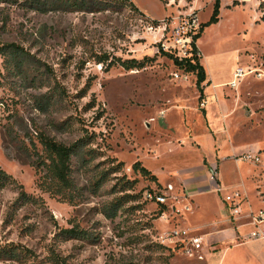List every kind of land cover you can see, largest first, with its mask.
<instances>
[{
	"label": "rangeland",
	"instance_id": "1",
	"mask_svg": "<svg viewBox=\"0 0 264 264\" xmlns=\"http://www.w3.org/2000/svg\"><path fill=\"white\" fill-rule=\"evenodd\" d=\"M132 1L141 12L117 0L103 10L0 0V49L27 56L0 53V168L16 180L0 175V264H52V249L69 264H219V231L235 225L225 195L240 190L245 213L264 207V167L241 158L252 148L264 157V0H221L220 21L196 44L212 73L201 87L195 75L176 79L165 27L184 13L207 22L215 0ZM132 59L144 66H123ZM237 68L247 74L234 88ZM40 131L78 145L73 202L42 191L41 170L20 159L22 141L42 155ZM175 229L204 236L203 259L166 238Z\"/></svg>",
	"mask_w": 264,
	"mask_h": 264
},
{
	"label": "trees",
	"instance_id": "2",
	"mask_svg": "<svg viewBox=\"0 0 264 264\" xmlns=\"http://www.w3.org/2000/svg\"><path fill=\"white\" fill-rule=\"evenodd\" d=\"M104 1V0H103ZM101 0H74L73 5L78 6L79 10H83L85 8L90 9H107L108 3H103ZM122 4H127L131 6L134 10L139 11V8L132 0H117ZM106 2V1H105ZM87 4H92L90 7H87ZM220 14H221V0L214 1L213 12L210 19L205 22L201 23L200 32L195 36V43L193 44V49L191 51V55L179 59L176 56H173L167 52V55L172 56L174 60V64L184 72L194 74L197 77V84L198 86H202V84L207 80V73L204 65L201 63L202 56L199 55L198 47L196 42L201 38L202 33L204 32L205 28L211 24L218 23L220 21ZM264 20V16H263ZM0 53L2 56H14L17 63H21L27 61V56L24 51L18 47L17 45L11 44L7 45L0 49ZM123 66L128 69H135L144 66L143 62H140L136 59L124 61ZM204 88H202L203 90ZM1 102V101H0ZM11 128L5 129V134L7 137L17 138L14 136V133L11 131ZM32 145L36 148L35 141L33 137H29ZM38 142L42 145L43 153L42 155L37 152V148L34 149V152H31L30 146L22 141V148L24 154L27 158L20 157L21 161L27 162L31 165H34L37 169L41 170V175L39 178L38 186L39 188L47 192L53 196H59L65 198L69 202H73L75 198L78 196V190L76 183L74 181L72 175V156L75 151V148L78 145L69 146L64 142L58 141L55 138L51 137L49 134H46L43 131H40L36 136ZM37 156V157H35ZM135 169L141 171L143 175L151 177L153 180H157V177L151 173L149 169L142 166L140 161L136 162L134 165ZM0 175L2 178L5 179H13L12 176L8 175L3 169L0 168ZM16 182L15 179H13ZM21 187V198L28 199L30 196L25 191L24 186L20 185ZM161 210L163 211L164 205H160ZM65 233L69 234L70 236L79 235L82 231H78V229L71 228L64 231ZM84 233H82L83 235ZM5 252L12 253L14 255L25 254L24 251L19 250L17 247L8 246L4 247ZM26 252V251H25ZM50 261L52 264H69L65 257L59 255L55 250L52 249L51 254L49 256Z\"/></svg>",
	"mask_w": 264,
	"mask_h": 264
},
{
	"label": "built area",
	"instance_id": "3",
	"mask_svg": "<svg viewBox=\"0 0 264 264\" xmlns=\"http://www.w3.org/2000/svg\"><path fill=\"white\" fill-rule=\"evenodd\" d=\"M166 30L169 32V37L163 44L164 49L173 53L179 59L186 58L191 55L193 44L195 43V36L200 32L201 22L198 15L194 13H184L172 20L166 25ZM197 44V42H196ZM201 55V53H198ZM253 72V71H252ZM247 72L243 68H237L234 72V78L229 82L231 87L236 88L239 85L240 79L243 78ZM176 79H190L191 75L183 70L181 72L174 73ZM263 74H260L262 76ZM261 150L258 151H246L241 158L253 162L255 165H261L264 167V157L261 155ZM239 160V159H238ZM172 188V186H170ZM214 190L218 193H223L227 190V187L217 184ZM147 197L151 200L155 199L158 203L166 202L165 193L149 192ZM245 200L243 193L238 190L233 193L225 195V202L229 206L231 217L237 220L243 216L242 204ZM246 217L248 218V224L252 225L250 232V239L264 240V207L257 212L250 211ZM166 238L170 241L174 239L180 240L177 242L185 243L186 251L190 257H197V259H203L202 254L204 236L190 233L187 230L175 229L167 234Z\"/></svg>",
	"mask_w": 264,
	"mask_h": 264
},
{
	"label": "crops",
	"instance_id": "4",
	"mask_svg": "<svg viewBox=\"0 0 264 264\" xmlns=\"http://www.w3.org/2000/svg\"><path fill=\"white\" fill-rule=\"evenodd\" d=\"M207 72L212 78L208 69ZM258 150L262 149L252 148L248 151L255 152ZM245 212L241 218L235 220V225L224 227L219 231L226 235L225 240L218 241L222 244V257L219 264H264V240L250 239V232L253 227L247 223L246 215L248 212ZM244 218L247 221L240 223V220ZM246 227H250V230L246 231Z\"/></svg>",
	"mask_w": 264,
	"mask_h": 264
},
{
	"label": "bare ground",
	"instance_id": "5",
	"mask_svg": "<svg viewBox=\"0 0 264 264\" xmlns=\"http://www.w3.org/2000/svg\"><path fill=\"white\" fill-rule=\"evenodd\" d=\"M212 74V73H211ZM226 84H228V83H225V84H223V85H220V86H224V85H226Z\"/></svg>",
	"mask_w": 264,
	"mask_h": 264
}]
</instances>
